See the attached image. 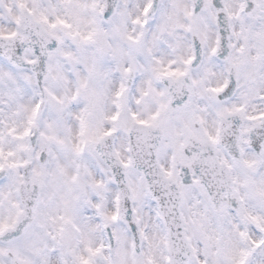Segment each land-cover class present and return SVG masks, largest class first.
<instances>
[{
  "label": "clouds",
  "instance_id": "clouds-1",
  "mask_svg": "<svg viewBox=\"0 0 264 264\" xmlns=\"http://www.w3.org/2000/svg\"><path fill=\"white\" fill-rule=\"evenodd\" d=\"M0 264H264V0H0Z\"/></svg>",
  "mask_w": 264,
  "mask_h": 264
}]
</instances>
